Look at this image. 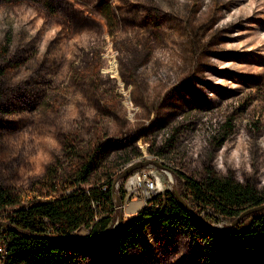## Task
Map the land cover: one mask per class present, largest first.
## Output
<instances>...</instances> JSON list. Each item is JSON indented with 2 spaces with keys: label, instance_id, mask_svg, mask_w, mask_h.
I'll list each match as a JSON object with an SVG mask.
<instances>
[{
  "label": "rangeland",
  "instance_id": "obj_1",
  "mask_svg": "<svg viewBox=\"0 0 264 264\" xmlns=\"http://www.w3.org/2000/svg\"><path fill=\"white\" fill-rule=\"evenodd\" d=\"M106 7L111 29L97 12ZM1 48L0 188L15 202L0 215L53 199L71 161L96 142L114 176L138 161L158 165L112 180L115 202L97 217L112 216L110 228L156 194L186 197L170 169L194 180L209 169L264 195V0H0ZM51 175L55 194L41 186ZM190 206L208 229L231 222ZM199 248L151 220L118 255L63 256L190 264Z\"/></svg>",
  "mask_w": 264,
  "mask_h": 264
},
{
  "label": "trees",
  "instance_id": "obj_2",
  "mask_svg": "<svg viewBox=\"0 0 264 264\" xmlns=\"http://www.w3.org/2000/svg\"><path fill=\"white\" fill-rule=\"evenodd\" d=\"M97 12L111 29L115 19L109 15V9ZM3 50L0 49V55ZM102 144L92 143L75 156L60 184V193L55 194L58 187L54 175L44 180L41 186L50 188L48 192L55 194L53 199L16 207L0 215V264H66L64 250H71L79 257L103 252L118 255L137 242L141 230L151 220L168 237L181 230L200 243L190 264H264V208L245 214L220 231L204 227L193 216L199 217V211L192 210L190 205L209 208L220 218L232 221L243 209L264 202V195L250 184H240L209 169H204L198 180L170 169L187 191V196L181 198L192 212L184 209L172 193L165 192L162 201L156 194L133 217L108 227L112 216L97 217L115 202L111 184L119 173L114 176L101 166ZM74 154L71 149L66 156ZM101 172L102 177L97 176ZM14 202L10 193L0 188V209ZM79 226H89L88 235H72L71 231ZM72 236L77 240H65Z\"/></svg>",
  "mask_w": 264,
  "mask_h": 264
},
{
  "label": "water",
  "instance_id": "obj_3",
  "mask_svg": "<svg viewBox=\"0 0 264 264\" xmlns=\"http://www.w3.org/2000/svg\"><path fill=\"white\" fill-rule=\"evenodd\" d=\"M148 163H153L155 165H157V163L155 161H149V160H143V161H138L132 165H129L128 167H126L125 169H123L120 173H119V177H126L130 172L134 171L136 168L142 166V165H146ZM158 166V165H157ZM173 195L175 197V199L178 201V203L186 210H189L190 212H192V210L188 207V205L183 201V199L181 198V196L176 192L173 191ZM264 208V202L259 203L257 205H253L250 207H247L245 209H243L241 212L238 213V215L229 223V226L233 225L234 223H236L242 216H244L245 214L251 213L253 211H257ZM194 217H196L197 219H199L200 221L203 222L202 219H200V217L196 216L195 214H193ZM65 240L68 241H76L77 238L75 236L72 237H67L65 238ZM93 242V241H92Z\"/></svg>",
  "mask_w": 264,
  "mask_h": 264
},
{
  "label": "bare ground",
  "instance_id": "obj_4",
  "mask_svg": "<svg viewBox=\"0 0 264 264\" xmlns=\"http://www.w3.org/2000/svg\"><path fill=\"white\" fill-rule=\"evenodd\" d=\"M129 180H130V182H129V185H128V187L130 188V187H132L133 188V190L135 189L134 187L136 186V185H138V179L134 176V175H131L130 177H129ZM157 186H159V184H157ZM153 189L154 190H156V185H154L153 186ZM131 190V189H130ZM142 190V189H141ZM146 192H148V191H146V190H142V194H145ZM143 199V198H142ZM144 200V199H143ZM139 202H140V200H139Z\"/></svg>",
  "mask_w": 264,
  "mask_h": 264
},
{
  "label": "built area",
  "instance_id": "obj_5",
  "mask_svg": "<svg viewBox=\"0 0 264 264\" xmlns=\"http://www.w3.org/2000/svg\"><path fill=\"white\" fill-rule=\"evenodd\" d=\"M0 251H1V248H0Z\"/></svg>",
  "mask_w": 264,
  "mask_h": 264
}]
</instances>
